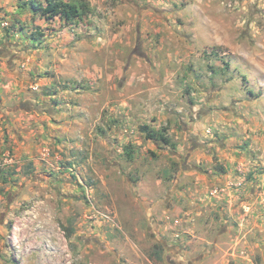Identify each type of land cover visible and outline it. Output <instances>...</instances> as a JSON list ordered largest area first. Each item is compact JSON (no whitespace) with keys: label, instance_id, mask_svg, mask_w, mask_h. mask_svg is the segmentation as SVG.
<instances>
[{"label":"rangeland","instance_id":"1","mask_svg":"<svg viewBox=\"0 0 264 264\" xmlns=\"http://www.w3.org/2000/svg\"><path fill=\"white\" fill-rule=\"evenodd\" d=\"M25 1L0 0V264H264V0Z\"/></svg>","mask_w":264,"mask_h":264},{"label":"trees","instance_id":"2","mask_svg":"<svg viewBox=\"0 0 264 264\" xmlns=\"http://www.w3.org/2000/svg\"><path fill=\"white\" fill-rule=\"evenodd\" d=\"M23 10L30 8L35 14H39L44 18L59 17L67 22L83 19L89 11L88 5L80 0H72L67 2L65 0H48L43 4L39 0H27L22 5ZM33 40H39L43 36L42 33L36 32L32 35ZM142 132L146 134L148 140L161 143L167 146H173L171 139L168 137L166 130H154L148 126L141 127ZM132 152L128 151L127 155L132 159Z\"/></svg>","mask_w":264,"mask_h":264}]
</instances>
